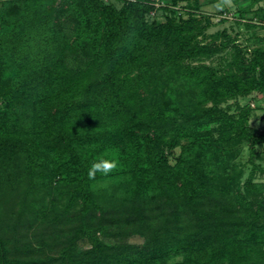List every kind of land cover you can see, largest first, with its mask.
I'll return each mask as SVG.
<instances>
[{
	"label": "trees",
	"instance_id": "1",
	"mask_svg": "<svg viewBox=\"0 0 264 264\" xmlns=\"http://www.w3.org/2000/svg\"><path fill=\"white\" fill-rule=\"evenodd\" d=\"M200 1L148 22L152 0H0V191L56 193L78 220L45 262L14 258L0 233V264H264V184L234 163L248 143L254 165L261 142L238 99L264 96V50L203 34ZM225 51L221 68L204 61ZM110 155L118 169L90 180ZM109 225L145 243H107Z\"/></svg>",
	"mask_w": 264,
	"mask_h": 264
},
{
	"label": "rangeland",
	"instance_id": "2",
	"mask_svg": "<svg viewBox=\"0 0 264 264\" xmlns=\"http://www.w3.org/2000/svg\"><path fill=\"white\" fill-rule=\"evenodd\" d=\"M126 1L128 0H104L105 3L112 4L116 8L122 7ZM150 3L154 9L148 10L145 15L148 22L162 19L167 7L170 6L169 0H152ZM200 3L199 9L193 14L209 16L211 19L210 25L203 34L216 36L218 42L229 38L242 46L248 56H252L257 50H264V0H260L252 8L246 7L249 2L237 4L232 0H218L212 4H206L201 0ZM231 56L230 51H225L220 55L204 58V61L221 68L230 61ZM238 101L241 105L247 103L253 107L250 126L260 134L261 141L255 146L253 161L255 166L264 170V96L255 93L250 98H239ZM219 107L229 115L236 114L235 101H228ZM237 151L238 155L234 163L244 171L242 182L251 176L254 182L264 184V172L255 169L249 162L250 145L244 143L237 148ZM179 153L178 147L175 150L176 156ZM171 162L175 161L171 159ZM63 204L64 200H61L56 193L30 194L26 185L21 182L0 191V233L9 240L14 258L45 262L60 254L66 238L78 225V220L74 216L75 211H64ZM15 222L17 226L15 230H11L10 227ZM23 223L27 227L23 226ZM98 235L107 243L125 242L137 247L143 246L146 238L136 228L120 230L114 229L113 225L98 231ZM78 244L81 251L90 248L87 238L82 239ZM178 260L180 259L172 262Z\"/></svg>",
	"mask_w": 264,
	"mask_h": 264
},
{
	"label": "clouds",
	"instance_id": "3",
	"mask_svg": "<svg viewBox=\"0 0 264 264\" xmlns=\"http://www.w3.org/2000/svg\"><path fill=\"white\" fill-rule=\"evenodd\" d=\"M119 167V160L115 155L102 156L90 163L88 169V177L95 181L97 174L102 177H108L114 173Z\"/></svg>",
	"mask_w": 264,
	"mask_h": 264
}]
</instances>
